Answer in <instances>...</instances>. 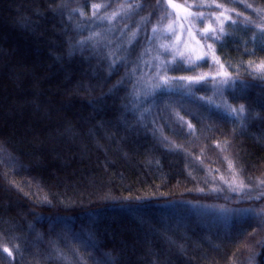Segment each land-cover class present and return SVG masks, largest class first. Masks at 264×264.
Instances as JSON below:
<instances>
[{
	"label": "trees",
	"instance_id": "16d2710c",
	"mask_svg": "<svg viewBox=\"0 0 264 264\" xmlns=\"http://www.w3.org/2000/svg\"><path fill=\"white\" fill-rule=\"evenodd\" d=\"M244 1L264 12V0ZM156 2H128L111 25L144 42ZM99 3L0 0V264H264V79L229 72L221 90L206 63L167 65L189 84L140 110L131 59L113 66L105 48L78 45L88 33L73 25ZM219 55L264 66V47L244 42ZM215 178L244 194L207 191Z\"/></svg>",
	"mask_w": 264,
	"mask_h": 264
},
{
	"label": "rangeland",
	"instance_id": "374dc122",
	"mask_svg": "<svg viewBox=\"0 0 264 264\" xmlns=\"http://www.w3.org/2000/svg\"><path fill=\"white\" fill-rule=\"evenodd\" d=\"M99 1L101 5L99 9L98 7L91 9L99 12V16L94 11L83 21L80 12L75 11L79 21H83V25L77 22L74 23V28L79 33L82 30L88 33L78 45L81 48L88 47L92 56L97 55L96 57L100 56V53L97 54L98 49L105 48L104 55L106 54L113 66L127 63L128 59H131L127 63L132 64L131 71L123 76L125 79L128 78V85L131 84L130 96L140 110L153 93L176 92L179 91L180 86L185 87L189 84L188 79L163 75L164 66L167 65L172 67L180 65L195 70L202 63H206L213 71L218 72L212 76L213 72L208 71L210 74L207 75L213 82L218 83L221 90L230 85L229 72L238 73L243 70L247 74L264 79L263 65L231 62L219 55L220 46L229 40L244 42L254 47H264V12L254 10V7H250L244 0H194L193 3L182 4L173 0H159V3L155 4L157 13H153L156 18L153 25L156 23V26L147 32L148 36L144 38V42H139L137 39L136 28L132 29L131 33H126L125 26L121 30L111 25L115 17H125L129 7H133L129 6L128 2L134 0H123L116 7H109L110 0ZM230 2L251 11L249 15L253 18L239 16L232 7L228 6ZM106 3L109 4L108 9L103 6ZM139 23L141 27L142 22ZM137 42L139 45L135 46ZM119 55L121 57L116 60V56ZM219 107L235 118V113L225 104H219ZM209 184L211 185L207 190L209 192L228 190L240 196L244 194L243 188L227 182L224 178L211 179ZM219 191L216 194H219ZM189 206L200 215L218 216L220 219L232 215L226 209L192 204Z\"/></svg>",
	"mask_w": 264,
	"mask_h": 264
},
{
	"label": "snow or ice",
	"instance_id": "6c2138e0",
	"mask_svg": "<svg viewBox=\"0 0 264 264\" xmlns=\"http://www.w3.org/2000/svg\"><path fill=\"white\" fill-rule=\"evenodd\" d=\"M241 111H243V107L241 108ZM5 251H8V249H5ZM9 255H11V252H9Z\"/></svg>",
	"mask_w": 264,
	"mask_h": 264
}]
</instances>
